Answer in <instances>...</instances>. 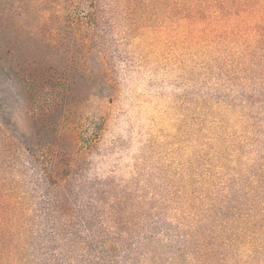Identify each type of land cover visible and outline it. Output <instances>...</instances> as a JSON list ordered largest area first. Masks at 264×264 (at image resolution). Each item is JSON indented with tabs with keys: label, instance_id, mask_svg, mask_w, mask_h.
Instances as JSON below:
<instances>
[{
	"label": "rangeland",
	"instance_id": "1",
	"mask_svg": "<svg viewBox=\"0 0 264 264\" xmlns=\"http://www.w3.org/2000/svg\"><path fill=\"white\" fill-rule=\"evenodd\" d=\"M0 264H264V0H0Z\"/></svg>",
	"mask_w": 264,
	"mask_h": 264
}]
</instances>
